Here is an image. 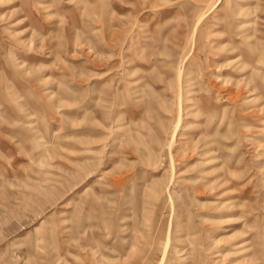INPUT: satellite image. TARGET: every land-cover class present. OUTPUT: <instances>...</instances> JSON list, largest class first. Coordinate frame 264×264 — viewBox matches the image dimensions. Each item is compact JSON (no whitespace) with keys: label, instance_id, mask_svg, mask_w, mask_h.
I'll return each mask as SVG.
<instances>
[{"label":"rangeland","instance_id":"374dc122","mask_svg":"<svg viewBox=\"0 0 264 264\" xmlns=\"http://www.w3.org/2000/svg\"><path fill=\"white\" fill-rule=\"evenodd\" d=\"M0 264H264V0H0Z\"/></svg>","mask_w":264,"mask_h":264}]
</instances>
